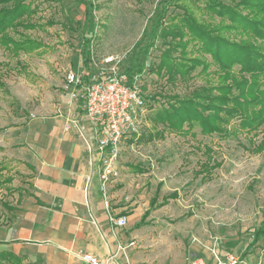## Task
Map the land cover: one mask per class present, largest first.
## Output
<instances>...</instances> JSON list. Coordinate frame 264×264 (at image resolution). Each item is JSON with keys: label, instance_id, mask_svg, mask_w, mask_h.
<instances>
[{"label": "rangeland", "instance_id": "rangeland-1", "mask_svg": "<svg viewBox=\"0 0 264 264\" xmlns=\"http://www.w3.org/2000/svg\"><path fill=\"white\" fill-rule=\"evenodd\" d=\"M84 1L96 5L92 13L93 60L98 67L107 70L119 60L115 69L124 71L138 51L135 45L144 44L162 0ZM84 1L27 0L36 8L30 17L34 28L18 29L13 36L31 38L39 47L17 54L0 47V229L11 222V209L16 208L17 199L30 187L32 176L29 168L17 158L16 146L9 145L13 134L8 128L17 124L18 114L24 113L20 117L28 119L25 107L33 105L35 99L60 90L71 62L75 73L90 68L83 66V59L78 56ZM195 5L202 7V2H187L201 18L203 14ZM202 17L207 18V15ZM165 23L170 24V21L166 19ZM233 37L239 39V36ZM160 42L156 39V47L148 50L145 66L157 64L159 52L167 47ZM189 56L211 62L209 55L196 51ZM111 58L115 60L106 62ZM213 69L210 66L208 71ZM201 70L202 66L196 67L189 79H179L174 84L157 78L147 68L136 78L144 98L139 136L122 142L117 163L120 178L112 190L119 193L124 206L132 204L127 211L134 209L131 212L136 215L147 208L157 187L158 202L163 196L176 193L175 199H169L166 205L152 211L147 219L154 221L146 230V234L154 238L151 254L167 257L168 264H189L196 258L215 264V255L224 261L229 253L239 256V264H264V236L246 248L264 217V149L256 148L260 137L242 133L229 138L208 137L202 136L197 127L192 130L194 136L182 135L151 121V115L166 101V97L161 99L163 95L176 94L182 98L195 94L218 95L201 91L217 84L212 74L204 75ZM157 94L160 98L153 100ZM154 133L162 134V138L147 140ZM204 147L212 150V158L220 165L208 177L195 176L205 162ZM134 166L143 172L137 173ZM163 238H167L166 244ZM0 264L25 263L5 258Z\"/></svg>", "mask_w": 264, "mask_h": 264}, {"label": "trees", "instance_id": "trees-1", "mask_svg": "<svg viewBox=\"0 0 264 264\" xmlns=\"http://www.w3.org/2000/svg\"><path fill=\"white\" fill-rule=\"evenodd\" d=\"M26 1L0 0V47L13 54L30 52L39 47L31 38L15 39L13 36L18 29L34 28L30 17L36 8ZM186 1L191 0H162L159 3L144 44L135 45L138 51L124 70L129 82L132 83L147 68L157 78H165L167 83L174 84L179 79H189L190 73L202 66L201 73L212 74L217 84L201 91L218 95L209 97L193 94L191 98H182L176 94L163 97L157 94L152 97L153 100L161 96V99L166 97V101L151 115V121L182 135L194 136L192 130L197 127L202 136L208 137L218 135L220 138H229L241 133L249 134L252 138L259 136L256 148L264 149V0H193L194 3L202 2V7L195 5V9L203 14L201 18L194 14ZM84 4L83 33L78 56L83 59V66H88V48L93 40L94 29L92 13L96 5L91 1H84ZM204 14L207 18L202 17ZM166 19L170 24L165 23ZM214 19L218 20L214 22ZM233 35L239 36V39ZM156 39L167 47L159 52L157 64L145 66L147 52L156 47ZM167 39L168 42H164ZM194 51L209 55L211 62L200 57L190 58L189 54ZM210 66L214 67L212 71H208ZM235 67L238 69L235 70ZM235 119L237 123H234ZM157 135L154 133L147 140L162 138V134ZM212 153L210 148L204 147L202 155L205 156V162L195 172V176L208 177L220 165L212 158ZM133 170L143 172L137 166ZM157 194L150 199L149 208L138 225L144 223L150 211L176 198L173 192L163 196L157 204ZM262 236L264 218L246 248ZM5 258L15 263L22 261L14 254L0 252V260Z\"/></svg>", "mask_w": 264, "mask_h": 264}, {"label": "crops", "instance_id": "crops-1", "mask_svg": "<svg viewBox=\"0 0 264 264\" xmlns=\"http://www.w3.org/2000/svg\"><path fill=\"white\" fill-rule=\"evenodd\" d=\"M72 67L71 62L70 70ZM59 87V91L27 105L28 119L20 117L24 113L18 114L17 124L8 128L13 134L9 145L16 146L17 158L32 176L30 187L17 199L11 222L0 229V252L14 254L25 264H87L80 259L81 253L99 260L116 253L115 264H168L167 257L151 254L154 238L146 234L154 222L147 219L164 205L150 211L138 225L154 195L147 208L136 215L131 212L134 209L127 211L132 204L124 206L119 193L112 190L115 182H111L106 195L109 209L115 216H126L128 223L124 228L109 225L98 163L89 159L70 122L80 116V105ZM87 137L92 139L90 132ZM158 189L154 193H159ZM163 242L166 244L167 238Z\"/></svg>", "mask_w": 264, "mask_h": 264}, {"label": "built area", "instance_id": "built-area-1", "mask_svg": "<svg viewBox=\"0 0 264 264\" xmlns=\"http://www.w3.org/2000/svg\"><path fill=\"white\" fill-rule=\"evenodd\" d=\"M93 40L88 48L90 70L75 73L68 70L64 76L62 89L80 105V116L70 120L82 138L90 160L98 163L99 187L103 195L108 223L114 228L127 226L126 216H115L109 209L106 199L108 186L120 178L118 160L122 142L128 137L139 136V118L144 108V98L137 83H132L124 71L118 72L115 66L120 62L114 58L112 67H98L92 57ZM96 67V68H94ZM69 130V126L65 127ZM90 132L92 139L87 137ZM264 218V217H263ZM133 245V243H130ZM118 250H123L118 246ZM116 253H111L104 260L93 255L81 253L80 259L87 264H115ZM215 264H239V256L231 253L220 261L215 255ZM189 264H206L203 259L196 258Z\"/></svg>", "mask_w": 264, "mask_h": 264}]
</instances>
